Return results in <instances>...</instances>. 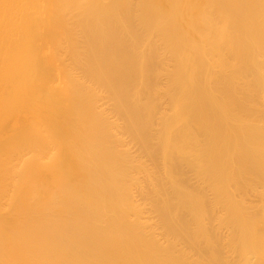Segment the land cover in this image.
<instances>
[{"label": "bare ground", "instance_id": "obj_1", "mask_svg": "<svg viewBox=\"0 0 264 264\" xmlns=\"http://www.w3.org/2000/svg\"><path fill=\"white\" fill-rule=\"evenodd\" d=\"M0 264H264V0H0Z\"/></svg>", "mask_w": 264, "mask_h": 264}]
</instances>
